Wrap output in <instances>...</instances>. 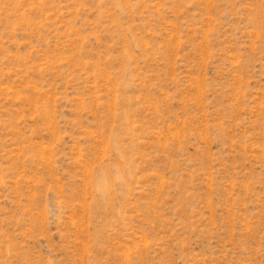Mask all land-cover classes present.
I'll use <instances>...</instances> for the list:
<instances>
[{"label": "rangeland", "instance_id": "374dc122", "mask_svg": "<svg viewBox=\"0 0 264 264\" xmlns=\"http://www.w3.org/2000/svg\"><path fill=\"white\" fill-rule=\"evenodd\" d=\"M0 264H264V0H0Z\"/></svg>", "mask_w": 264, "mask_h": 264}]
</instances>
